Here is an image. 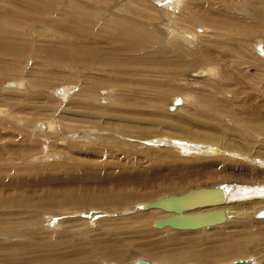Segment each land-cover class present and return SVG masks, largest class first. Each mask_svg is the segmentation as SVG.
I'll return each instance as SVG.
<instances>
[{"label":"rangeland","instance_id":"rangeland-1","mask_svg":"<svg viewBox=\"0 0 264 264\" xmlns=\"http://www.w3.org/2000/svg\"><path fill=\"white\" fill-rule=\"evenodd\" d=\"M162 1L0 0V264H228L247 258L264 264V218L252 210L248 217H230L224 226L173 233L174 228L153 224L164 211L150 215L149 209L138 208L197 187L264 183V170L256 161L258 153L264 154V55L254 48L264 39V0H232L227 14L240 24L231 22L226 29L196 17V12L211 9L223 13L226 0ZM184 19L209 30L192 42L176 33L182 44H175L170 34L182 32L178 25ZM131 29L132 37L127 35ZM109 38L112 42L105 44ZM85 45L90 52L79 51ZM126 45L128 51L122 50ZM94 55L97 64L122 56L132 67L127 72L118 65L83 68L81 60ZM209 67L208 77L191 76L195 69ZM116 72H121L119 78ZM18 82L23 87L7 86ZM100 89L110 91L104 102ZM186 94L190 98L182 99ZM172 98L185 99L184 109L167 112ZM95 104L110 110L111 118L100 115ZM239 115L262 125L244 129ZM46 121H52L54 130L38 128L37 122ZM204 141L221 151L234 147L240 158L183 155L188 151L176 148ZM187 160L198 162L197 167L186 168ZM92 172L106 187L110 184L109 190H72L85 177L94 181Z\"/></svg>","mask_w":264,"mask_h":264},{"label":"bare ground","instance_id":"bare-ground-1","mask_svg":"<svg viewBox=\"0 0 264 264\" xmlns=\"http://www.w3.org/2000/svg\"><path fill=\"white\" fill-rule=\"evenodd\" d=\"M168 1H172V2H177V3H180V2H182V1H184V0H163L162 2H164L165 4H167V3H169ZM221 1V0H220ZM232 1V0H231ZM213 2V1H212ZM222 2V1H221ZM235 2V1H234ZM194 3V2H193ZM190 4H192L191 2H190ZM220 4V3H219ZM174 5V4H173ZM194 5V4H193ZM168 6V5H167ZM232 6H233V1L232 2H230V1H228V0H226V3L224 4V7H223V13L222 12H220V11H218L219 13H217L215 10H213V9H211L210 11H208V13L207 14H203V13H198V12H196V17L198 18V20L199 21H203V22H210V23H215V22H218L220 25H224L225 26V29H226V26L229 24V23H231V22H234L236 25H238V23L240 24V21L237 19V18H233V17H230V14L228 13L227 14V11L228 10H232ZM218 7H220V6H218ZM254 8V7H253ZM252 12H254L255 11V9H253V10H251ZM191 12V11H190ZM82 14V13H81ZM83 15V14H82ZM193 15H195V14H193ZM84 17H85V15H84ZM95 17V16H94ZM126 17V16H125ZM247 17V16H246ZM86 18V17H85ZM94 19V18H93ZM112 19V18H111ZM255 19H256V17H255ZM128 20V19H127ZM185 21H180V23H179V25H178V28L179 29H181V33H180V31H174V32H172L171 34H170V38H172V39H176L177 41H176V43L175 44H182V43H180L179 42V39L177 38V36H175V34L176 33H178V35L179 36H182L183 38H184V40H186L187 39V41H190V42H192V40H194V38L195 39H198L199 37H201V36H203L204 34H206V32H207V28H208V30H209V27H207V26H205V25H203L202 27H197L196 28V25H195V27H193L192 25V21L191 20H187V19H184ZM250 20V19H249ZM96 21V20H95ZM80 22V21H79ZM121 22V21H120ZM191 22V24L192 25H190L189 23ZM255 22V21H254ZM80 23H82V22H80ZM114 23V22H113ZM137 23V22H136ZM98 24V23H97ZM97 24H94L93 23V26L94 25H97ZM112 24V23H111ZM115 24H117V23H115ZM115 24L113 25V26H115ZM124 28H126L127 26H128V24L126 23H124L123 24V22H121L120 23ZM119 24V25H120ZM205 24V23H204ZM218 24V25H219ZM256 23H253V25H255ZM118 25V26H119ZM81 26V25H80ZM98 26V25H97ZM108 26V25H107ZM106 26V27H107ZM110 26V25H109ZM209 26V25H208ZM78 27H79V25H78ZM82 27V26H81ZM85 27V26H84ZM139 27V26H138ZM247 27V26H246ZM86 28V27H85ZM108 28V27H107ZM117 28V27H116ZM84 29V28H83ZM96 29V28H95ZM80 30H81V28H80ZM80 30L78 31V32H80ZM126 30V29H125ZM239 30H241L242 32H241V34L243 35V36H245V34H247V33H245V32H247V30L245 29V28H239ZM251 31V30H250ZM97 31H94V33H96ZM111 32V31H110ZM224 32V31H223ZM225 32H226V30H225ZM81 33V32H80ZM80 33H79V35H80ZM94 33H91V35H93ZM125 33H126V31H125ZM128 33V34H127ZM127 35L129 36V34H130V36H131V33H134V29H131L130 31H128L127 30ZM136 33V32H135ZM138 33V32H137ZM85 34V33H84ZM84 34H82L83 36H84ZM218 34V33H217ZM221 34V33H220ZM76 35V34H75ZM74 35V36H75ZM78 35V36H79ZM81 35V36H82ZM87 35H90V33H87ZM101 35V34H100ZM222 35V34H221ZM231 35V34H230ZM126 36V35H125ZM218 36V35H217ZM227 37H228V35H226ZM114 37V36H113ZM132 37V36H131ZM134 37V36H133ZM135 37H136V35H135ZM134 37V38H135ZM85 38H87L88 39V36H86L85 35ZM92 38V37H91ZM94 38H95V40H96V42L98 41V42H100V43H104V42H101L99 39L101 38H99V36L97 35V34H94ZM181 38V37H180ZM81 39H83V38H81ZM107 39V38H106ZM137 39V38H136ZM94 40V41H95ZM112 40L113 39H111V38H109L108 39V42H106V40H105V44H110L111 42H112ZM241 40V39H240ZM247 40V39H246ZM252 40V39H251ZM84 41V40H83ZM104 41V40H103ZM142 41V40H141ZM147 41V40H146ZM195 41V40H194ZM236 41V40H235ZM90 42V41H89ZM93 42V41H92ZM91 42V43H92ZM253 42V41H252ZM255 42V41H254ZM4 43V42H3ZM19 43V42H18ZM26 43V42H25ZM82 43V42H81ZM81 43L79 44V45H81ZM94 43V42H93ZM92 43V45H95V44H93ZM141 43H144V41L143 42H141ZM147 43V42H146ZM173 43V42H172ZM186 43H188V42H186ZM226 43V42H225ZM7 44V43H6ZM11 44V43H10ZM84 44V43H83ZM126 44H127V42H126ZM145 44V43H144ZM190 45V44H189ZM2 46V45H1ZM142 46V45H141ZM176 46H178L179 47V45H176ZM5 47H6V45H5ZM93 47V46H92ZM91 47V48H92ZM13 48V47H12ZM16 48V47H15ZM75 48V47H74ZM126 48L128 49V47H127V45L122 49V50H124V51H128V50H126ZM144 48V47H143ZM220 48V47H219ZM232 48V47H231ZM254 48H255V50H256V53H258L259 55L260 54H263L264 55V39L263 40H259V41H256L255 42V44H254ZM4 49H6V48H4ZM3 48H2V50H4ZM19 49V48H18ZM95 49V48H94ZM93 49V50H94ZM176 49V48H175ZM247 49V48H246ZM11 50V49H10ZM14 50V49H13ZM75 50L77 51V48H75ZM79 50V49H78ZM79 51H86V53H88V52H90L91 50H89V48H88V46H80V50ZM175 51V50H174ZM4 51H2V53H3ZM21 52V51H20ZM19 52V53H20ZM69 52L70 53H72L70 50H69ZM15 53L16 52H14V55H15ZM18 53V52H17ZM93 53H95L94 51H93ZM113 53H115V49H114V52ZM121 53H123V52H121ZM176 53V52H175ZM195 53V52H194ZM8 54V53H7ZM62 54V53H61ZM65 54V53H64ZM69 54V53H68ZM116 55H117V52L115 53ZM5 55V54H4ZM89 55V54H88ZM95 55H97V54H95ZM94 55V57H91L90 59L89 58H85L83 61L81 60V62L80 63H85V64H82L81 66H83V68L85 67V68H91L92 69V71L95 69V70H97L98 68H99V65H103L104 67H110V66H116V65H118V66H122L124 69H126L125 71L127 72V70L130 68V67H132V65L131 64H126L125 62H127V58H125V60L123 59V57L121 56V58L119 59V60H121V61H112V62H108L107 64H97V60H96V56ZM123 55V54H122ZM206 55V54H205ZM6 56V55H5ZM16 56V55H15ZM54 56V55H53ZM68 56V55H67ZM133 56V55H132ZM10 57V56H9ZM22 57H23V54H22ZM50 57V56H49ZM57 57V56H56ZM72 57V56H71ZM82 57H85V56H82ZM87 57H89V56H87ZM6 58V57H5ZM13 58V57H12ZM58 58V57H57ZM68 58V57H67ZM80 58V57H79ZM211 58V57H210ZM21 59V58H20ZM50 59H53V58H50ZM56 59V58H55ZM55 59H53L54 60V62L55 61H57V60H55ZM71 59L72 58H70L69 60L71 61ZM75 59V58H74ZM132 59V58H131ZM134 59V58H133ZM47 60V59H46ZM62 60V58L61 57H59V61H61ZM211 61V60H210ZM58 63H60V62H58ZM64 63V62H63ZM116 63H120V64H116ZM128 63V62H127ZM132 63V62H131ZM70 64V62L68 63V65ZM143 64V63H142ZM66 65V64H65ZM77 65V64H76ZM75 65V66H76ZM61 66V65H60ZM62 66H64L63 64H62ZM61 66V67H62ZM72 66V65H71ZM74 66V65H73ZM135 66V65H134ZM139 66V65H138ZM102 67V66H101ZM136 67V66H135ZM143 67V66H142ZM156 67V66H155ZM103 68V67H102ZM117 68V67H116ZM144 68H146V67H144ZM63 69V68H62ZM106 69V68H105ZM104 69V70H105ZM110 69V68H109ZM147 69V68H146ZM115 70V69H114ZM120 70H122V69H120ZM143 70V69H142ZM141 70V71H142ZM151 70V69H150ZM196 71H193L192 72V74H191V76H193V77H195V78H201V77H208L209 76V73L211 74V72H212V69L209 67V68H199V69H195ZM62 71V70H61ZM115 71H118V70H115ZM114 71V72H115ZM146 71V70H145ZM144 71V72H145ZM157 71V70H156ZM130 72V71H129ZM140 72V71H139ZM147 72H149V71H147ZM154 72V71H153ZM61 73V72H60ZM59 73V74H60ZM107 73V72H106ZM109 73V72H108ZM113 73V72H112ZM117 73V72H116ZM119 73H121V72H119ZM119 73H117V77H118V74ZM132 73V72H131ZM146 73V72H145ZM160 73V72H159ZM94 74V73H93ZM129 74V73H128ZM140 74V73H139ZM139 74H137V75H139ZM156 74V73H155ZM171 74H173V73H171ZM170 74V75H171ZM98 75V74H97ZM131 75V74H130ZM147 75V74H146ZM151 75V74H150ZM149 75V76H150ZM157 75H158V73H157ZM162 75V74H161ZM96 76V75H95ZM99 76V75H98ZM106 76V75H105ZM115 76V75H114ZM121 76V75H120ZM119 76V77H120ZM123 76H125V75H123ZM129 76V75H128ZM134 76H136V73H134ZM143 76V75H142ZM166 76V75H165ZM169 76V75H168ZM92 77H93V75H92ZM110 77V76H109ZM116 77V76H115ZM118 77V78H119ZM127 77V76H126ZM131 77V76H130ZM211 77V76H210ZM219 77V76H218ZM223 76H221V78H222ZM103 78V77H102ZM101 78V79H102ZM111 79H112V77H110ZM124 78V77H123ZM134 78V77H133ZM162 78V77H161ZM166 78V77H165ZM170 79H171V77H169ZM100 79V80H101ZM128 79V78H127ZM150 79H151V77H150ZM137 80H138V78H137ZM152 80V79H151ZM123 81V80H122ZM169 81V80H168ZM221 81V80H220ZM99 82V81H98ZM114 82V81H113ZM124 82V81H123ZM122 82V83H123ZM131 82V81H130ZM148 82V81H147ZM195 82H199V81H195ZM35 83V82H34ZM61 83V82H60ZM97 83V82H96ZM114 83H116V82H114ZM129 83V82H128ZM133 83H134V81H133ZM136 83V82H135ZM135 83H134V85H135ZM153 83V82H152ZM151 83V84H152ZM218 83H219V81H218ZM218 83H217V85H218ZM211 84V83H210ZM214 84V83H213ZM23 84L22 83H20V82H18V83H16V85L15 84H12V83H10V84H7V86L8 87H15L16 89H19L21 86H22ZM96 85H98V84H96ZM95 85V86H96ZM115 85V84H114ZM117 85V84H116ZM130 85V84H129ZM138 85H140V84H138ZM148 85V84H147ZM207 85V84H206ZM215 85V84H214ZM150 86V85H149ZM156 86V85H155ZM158 86V85H157ZM23 87V86H22ZM126 87V86H125ZM131 87V86H130ZM133 87V86H132ZM213 87H215V86H213ZM223 87V86H222ZM104 88H107V87H104ZM135 88V87H134ZM148 88V87H147ZM152 88V87H151ZM150 88V89H151ZM210 89H211V87H209ZM228 88V87H227ZM64 89V88H63ZM62 89V90H63ZM127 89V88H126ZM149 89V88H148ZM215 89H217V88H215ZM110 90V89H109ZM120 90H121V88H120ZM131 90V89H130ZM134 90V89H133ZM64 91V90H63ZM135 91V90H134ZM219 91H220V89H219ZM227 91V90H226ZM124 92V91H123ZM133 92V91H132ZM192 92V91H191ZM64 93V92H63ZM136 93V92H135ZM151 93V92H150ZM190 93V92H189ZM194 93V92H193ZM85 94H87V93H85ZM93 94V93H92ZM109 94H110V91H107V90H105V89H100L99 90V92H98V95H99V100L101 101H106V99L107 98H109ZM118 95V94H117ZM158 95V94H157ZM86 97H88V94L87 95H85ZM89 96H91V93L89 92ZM192 96V95H191ZM85 97V98H86ZM95 97L96 96H94L93 95V97L91 96V99H95ZM114 97V96H113ZM151 97V96H150ZM196 96H194V98H195ZM198 97V96H197ZM159 98H161L160 96H159ZM164 98V97H163ZM182 99L183 98H190V96L188 95V94H186V95H182V97H181ZM193 98V99H194ZM199 99H200V97H198ZM209 98V97H208ZM87 99H89V98H87ZM111 99V98H110ZM162 99V98H161ZM182 99H180V101H181V103L180 102H178L177 101V98H172L171 100H169V101H171L170 103H168L167 105H166V107H165V110L167 111V112H177V111H180L181 109H184V107L186 106L185 105V102H184V100L182 101ZM206 99V98H205ZM204 98H203V100H205ZM216 99V98H215ZM109 100V99H108ZM112 100V99H111ZM158 100V99H157ZM164 100V99H163ZM162 100V101H163ZM200 100H202V99H200ZM217 100V99H216ZM97 101V100H96ZM118 101V100H117ZM120 101V100H119ZM138 101V100H137ZM136 101V102H137ZM168 101V102H169ZM141 102V101H140ZM164 102V101H163ZM210 102V101H209ZM214 102H216V101H214ZM101 103V102H100ZM110 103V102H109ZM116 103V102H115ZM142 103V102H141ZM160 103V102H159ZM180 103V104H179ZM189 103H190V101H189ZM224 103V102H223ZM156 104H157V102H156ZM192 104V103H191ZM190 104V105H191ZM123 105V104H122ZM125 105V104H124ZM128 105V104H127ZM148 105H150L149 103H148ZM147 105V106H148ZM185 105V106H184ZM200 105V104H199ZM230 105V104H229ZM229 105H227V110H229L228 109V106ZM232 105V104H231ZM85 106V105H84ZM100 106L101 105H98V104H95L94 106H92L93 108H95V109H97V111H98V113L100 114V115H102V114H106L105 116L107 117V118H111V117H109V116H112L111 114V112H109L110 110H108L107 108L106 109H101L100 108ZM129 106H131V105H129ZM221 106V105H220ZM244 106V105H243ZM263 106H264V104H263ZM127 107V106H126ZM146 107V106H145ZM156 107V106H155ZM224 107H226V106H224L223 104H222V109L223 110H225L226 108H224ZM102 108H104V106H102ZM129 108V107H128ZM231 108V107H230ZM232 109V108H231ZM1 111H2V109H0ZM6 110V109H5ZM5 110H3V111H5ZM155 110V109H154ZM258 110L259 109H257V112H258ZM1 111H0V113H1ZM155 111H157V110H155ZM232 111V110H231ZM230 111V112H231ZM114 112V111H113ZM126 112V111H125ZM215 112V111H214ZM222 112V111H221ZM223 113V112H222ZM224 113H226V112H224ZM6 114V113H5ZM93 113H91V115H92ZM118 114H119V111H118ZM200 114L202 115V113L200 112ZM221 114V113H220ZM239 114V113H238ZM134 115H136L135 114V112H134ZM214 115V113L212 114V116ZM230 115V114H229ZM87 116H89V115H87ZM114 116H117V114L116 115H114L113 114V117ZM119 116V115H118ZM125 116H127V114L125 115ZM128 116H130V115H128ZM228 116V115H227ZM238 116V115H237ZM240 117H241V119H238V123L244 128V129H249V128H254V129H256L257 128V130H258V128H259V124H261L262 125V123H254V118L253 119H251V118H247V117H245V118H243V116H241V115H239ZM123 117V116H122ZM216 117V116H215ZM214 117V118H215ZM257 117V116H256ZM115 118H117V117H115ZM217 118V117H216ZM260 118V117H259ZM114 119V118H113ZM138 119H139V117H138ZM172 119V118H171ZM170 119V120H171ZM261 119V118H260ZM259 119V120H260ZM119 120V119H118ZM124 120V119H123ZM140 120V119H139ZM159 120V119H158ZM161 120V119H160ZM164 120V119H163ZM162 120V121H163ZM166 120V119H165ZM226 120H228V119H226ZM174 121V120H173ZM177 121V120H176ZM188 122V121H187ZM190 122V121H189ZM264 122V121H263ZM149 123H151V122H149ZM145 124V127H147V126H151V124H148V123H144ZM144 124H142V125H144ZM167 124V123H166ZM166 124H165V126H166ZM173 124V123H172ZM261 125H260V127H261ZM37 126H38V128H42L44 131L43 132H46V131H49V130H52L53 129V127H54V125H53V123H52V121L50 122V121H46V122H37ZM164 126V127H165ZM171 126V125H170ZM176 126V125H175ZM153 126H151V128H152ZM168 127H169V125H168ZM172 127V126H171ZM196 127V126H195ZM150 128V129H151ZM154 128V127H153ZM155 128H156V126H155ZM174 128V127H173ZM178 128V127H177ZM181 128H182V126H181ZM240 128V127H239ZM166 129V128H165ZM164 129V130H165ZM241 129V128H240ZM41 130V129H40ZM54 130V129H53ZM176 130V129H175ZM178 130V129H177ZM163 131V130H162ZM166 131L167 130H165V132L164 133H166ZM172 131V130H171ZM161 132V131H160ZM200 132V131H199ZM193 133H195V135L197 136L198 134H196V132H193ZM253 133V132H252ZM168 134V133H167ZM183 134V133H182ZM202 135V134H201ZM61 137V136H60ZM95 137V136H94ZM111 137V136H110ZM148 137V136H147ZM197 138V137H196ZM204 138V137H203ZM83 139V138H82ZM85 140V139H84ZM89 140V139H88ZM205 140V139H204ZM96 141H98V140H96ZM205 141H207L208 142V140H205ZM198 142V143H194V142H183L182 144H183V146L181 147V148H178V147H176L177 148V151L180 153V151H182V150H186V151H188V153H180V154H183V155H187V154H194V153H196V154H194V156H199V155H207V154H209V155H211V156H229V157H235V158H240L239 156H237L235 153H233V148L234 147H229V146H226L227 148H226V150H219L218 148H215V147H213L210 143L209 144H206L207 142ZM211 141V140H210ZM247 141V140H246ZM249 141V140H248ZM76 142V141H75ZM78 142V141H77ZM80 142H82V141H80ZM103 142V141H102ZM105 142V141H104ZM245 142V141H244ZM87 142H85V144H86ZM249 143V142H248ZM84 144V143H83ZM79 145V144H78ZM77 145V146H78ZM102 145V144H101ZM242 145V144H241ZM116 146V145H115ZM223 146H225V145H223ZM248 146V145H247ZM75 147H76V145H75ZM104 147V146H103ZM240 147H238L237 149H239ZM231 149V150H230ZM99 150V149H98ZM104 150V149H103ZM230 150V151H229ZM246 150H247V148H246ZM101 151V150H100ZM107 151V150H106ZM224 151H226V152H224ZM102 152V151H101ZM69 153V152H68ZM103 153H106V152H103ZM77 154H78V152H77ZM198 154V155H197ZM112 155V154H111ZM258 155H260V156H258ZM258 157H257V160L256 161H259V164H260V168L261 169H263L264 170V154H259L258 153ZM228 157V158H229ZM172 158V157H171ZM246 162H248L249 163V160L247 159V158H243ZM188 161V160H187ZM223 161V160H222ZM198 164V162H196V161H194V160H191V161H188L187 162V164H186V168H188V167H197L196 165ZM182 165V164H181ZM252 166H258L259 167V165H252ZM105 169V168H104ZM111 169V168H110ZM70 170H71V167H70ZM76 170V169H75ZM257 170V169H256ZM73 172V171H72ZM101 173V172H100ZM260 173V172H259ZM67 174V173H66ZM92 174H95V178H94V181H93V179L91 180V178H87V177H85V179H82V181L83 182H81V184L79 185L78 183H75L74 185H72L71 186V188H72V190L73 191H76V190H79L80 189V191H86V192H93V190H95V191H107V190H109V188L111 187L110 186V184L108 185V187H106V183L100 178V175H96V173H93L92 172ZM74 175V174H73ZM79 175V174H78ZM75 176H77V174L75 175ZM60 177V176H59ZM83 177H84V175H83ZM88 177H89V175H88ZM0 178H2V179H4V177H0ZM53 178V177H52ZM71 178V177H70ZM75 178H77V177H75ZM2 179H0V181L2 180ZM48 179H50V178H47L46 180H48ZM62 179V178H61ZM87 179V180H86ZM105 180H106V178H104ZM109 179V178H108ZM113 178H111V181L113 182V180H112ZM114 179H115V177H114ZM123 179V178H122ZM121 179V180H122ZM126 179V178H125ZM56 180V179H55ZM60 180V179H59ZM127 180V179H126ZM50 181V180H49ZM61 181V180H60ZM68 181V180H67ZM93 181V182H92ZM129 180H127V182H128ZM4 182V181H3ZM55 182V181H54ZM79 182H80V180H79ZM126 181L123 179V182L122 183H125ZM127 182H126V184H127ZM67 183V182H66ZM107 183H110L109 181H107ZM121 182H119V184H120ZM130 183V182H129ZM18 184V183H17ZM60 184H62L61 182H59V185ZM70 184V183H69ZM115 184V183H114ZM3 185V184H2ZM35 185V184H34ZM46 184H44V186H45ZM57 185V184H56ZM64 185V184H63ZM112 185V184H111ZM113 186V185H112ZM116 186V185H115ZM47 187V186H46ZM214 187V186H213ZM36 188V187H35ZM118 188V187H117ZM121 188H123V186H121L120 185V189ZM222 188L224 189V191H225V199H224V201L222 202V203H220V204H216V205H209V206H205V207H202V208H197V209H194V210H192V211H190V212H207V211H210V210H216V209H221V210H223L224 212H225V220H224V222L223 223H219V224H215V225H212V226H206V227H201V228H197V229H177V228H174V231H171V229L170 228H167V227H171V226H162V227H156L155 226V223L153 222V224H154V226L156 227V228H167L169 231H171V232H173V233H177V231L178 232H180L179 230H203V229H206V228H209V227H216V226H224V225H226V224H228V223H230L231 221H232V219L233 218H235V217H238V216H242V218H244V215L246 216V217H248V213L252 210V212L254 213V215H256V217H258V218H264V183H262V184H253V185H250V184H247V183H245V185L244 184H231V183H228V184H226V185H222ZM113 189H115L114 187L112 188V191H113ZM71 190V189H70ZM111 190V189H110ZM117 190V189H116ZM119 191V190H118ZM117 191V192H118ZM83 192V193H84ZM74 193V192H73ZM84 194H86V193H84ZM99 194V193H98ZM80 195V194H79ZM88 195V194H87ZM100 195V194H99ZM119 195V194H118ZM69 196V195H68ZM83 196V195H82ZM101 196V195H100ZM104 196L107 198V197H109V196H111V192L109 191V192H105L104 193ZM166 196H169V195H166ZM71 197V196H70ZM77 197H78V200H79V196L77 195ZM93 197V196H92ZM92 197H90V198H92ZM69 198V197H68ZM71 198H73V197H71ZM82 198V197H81ZM83 198H84V196H83ZM88 198V197H87ZM101 198H102V196H101ZM159 198V197H158ZM84 199H86V198H84ZM95 199V198H94ZM82 200V199H81ZM86 200H88V199H86ZM100 200V199H99ZM70 200L68 199V202H69ZM91 201V200H90ZM94 202V201H93ZM110 202H113V199L112 200H110L108 203L110 204ZM76 203V202H75ZM108 203H105L106 205H109ZM114 203V202H113ZM121 203V196L118 198V202H115V204L116 205H119ZM95 204V203H94ZM112 204V203H111ZM144 204V203H143ZM143 204H141V205H139V209H141V210H148L149 211V214L151 215V214H155V213H160V209L161 208H146V209H144V208H141V206L143 205ZM96 205H97V203H96ZM100 206V205H99ZM102 207H104V206H102ZM106 207V206H105ZM112 207H114V204L111 206V208ZM110 207H106V209L107 210H109V209H111ZM254 208H257V209H254ZM105 208H103V210H104ZM159 209V210H158ZM161 211H164V213H165V216L164 217H162V218H165V217H167V216H169L170 214H172L171 212H169V211H165V210H163V209H161ZM126 212H130V211H126ZM161 214V213H160ZM250 214V213H249ZM144 215H142L141 216V218L143 217ZM146 216V215H145ZM230 217L232 218V219H230ZM235 219H239V218H235ZM235 219H233V220H235ZM240 219H241V217H240ZM157 220V219H156ZM171 228H173V227H171ZM66 231H67V229H66ZM66 231H65V233H66ZM64 232V231H63ZM182 232V231H181ZM64 233V234H65ZM68 233V232H67ZM66 233V234H67ZM71 233V232H70ZM105 233H107V231L105 232ZM65 234V235H66ZM69 234V233H68ZM174 238V237H173ZM70 255V254H69ZM248 259V258H247ZM247 259H245V260H247ZM254 259H252V258H250V259H248L247 261H251V263L252 264H254V261H253ZM161 261V260H160ZM136 262L137 261H135V263H133V264H136ZM162 262H165V261H163V259H162ZM151 263V262H150ZM160 263V262H159ZM231 263V262H230ZM151 264H155L154 262L153 263H151ZM161 264V263H160ZM163 264V263H162Z\"/></svg>","mask_w":264,"mask_h":264},{"label":"water","instance_id":"water-1","mask_svg":"<svg viewBox=\"0 0 264 264\" xmlns=\"http://www.w3.org/2000/svg\"><path fill=\"white\" fill-rule=\"evenodd\" d=\"M222 186L197 187L186 190L180 194L161 196L145 202L141 208H161L172 214L156 220L155 226H171L177 229H197L223 223L225 212L221 209L207 212H190L197 208L220 204L225 199ZM136 264H151L145 260H138ZM228 264H252L247 260H236Z\"/></svg>","mask_w":264,"mask_h":264}]
</instances>
